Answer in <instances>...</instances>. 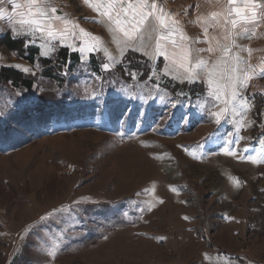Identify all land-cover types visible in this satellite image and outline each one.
Returning <instances> with one entry per match:
<instances>
[{"label": "rangeland", "instance_id": "rangeland-1", "mask_svg": "<svg viewBox=\"0 0 264 264\" xmlns=\"http://www.w3.org/2000/svg\"><path fill=\"white\" fill-rule=\"evenodd\" d=\"M110 2H0V264H264V17Z\"/></svg>", "mask_w": 264, "mask_h": 264}, {"label": "crops", "instance_id": "crops-1", "mask_svg": "<svg viewBox=\"0 0 264 264\" xmlns=\"http://www.w3.org/2000/svg\"><path fill=\"white\" fill-rule=\"evenodd\" d=\"M6 1L9 3L8 7L10 8L11 11L18 12L16 13L17 15L14 16L20 18L18 22L19 24L24 23L23 25L30 23L31 20L25 19L29 17H34V18L36 17L37 21L42 23L43 22L42 19H44L46 16H49L51 18L53 14H55L56 11L60 9L59 5L57 4V1L60 0H6ZM110 1L111 0H84L85 5L90 9V12H98V10L102 9L104 12H106L105 14L106 16H108L110 12H113L111 9H114ZM218 1L219 0H216V2ZM224 2L226 3V4L224 3L225 5L230 4L231 7H235L237 9H243V11L239 15L231 11V15L233 17H236V19H239L241 21L245 20L243 21V23L247 21V23L251 25L252 23H254V21L257 18L260 19V17H264V8H255L252 9L251 11L245 8V4L247 0H235L234 3H230L229 0H224ZM255 2L260 5H264V0H255ZM135 4H137V2H135ZM151 4L153 5L152 2ZM137 8H141V6ZM253 12H255V16H253ZM0 18L2 17L0 16ZM147 19L148 18H146V20ZM146 20L142 25L143 27H145L146 25ZM8 22L10 24H13V26L17 23L15 22L14 19L13 21L9 20Z\"/></svg>", "mask_w": 264, "mask_h": 264}, {"label": "trees", "instance_id": "trees-1", "mask_svg": "<svg viewBox=\"0 0 264 264\" xmlns=\"http://www.w3.org/2000/svg\"><path fill=\"white\" fill-rule=\"evenodd\" d=\"M1 44L2 46H5L7 47L9 50H12V51H16L20 48L19 44L16 43L15 41L12 40V38L10 36H7L5 37L2 41H1ZM33 50H30L29 51V56H28V61H32V58L34 56V53L35 52H32ZM66 54L62 53L60 56H59V60L62 61V63L64 61H66ZM70 59L73 60V62H76V57L71 55L70 56ZM0 76H3V78H5L6 80L10 81H15L17 84L20 82V77H19V74L14 71L13 69H10V68H5L3 69L1 72H0ZM24 86H26L27 88L30 87V84L27 83V82H23Z\"/></svg>", "mask_w": 264, "mask_h": 264}, {"label": "snow or ice", "instance_id": "snow-or-ice-1", "mask_svg": "<svg viewBox=\"0 0 264 264\" xmlns=\"http://www.w3.org/2000/svg\"><path fill=\"white\" fill-rule=\"evenodd\" d=\"M0 2H2V0H0ZM145 2H146V0H145ZM229 2L234 3L235 0H229ZM129 7H132V6L129 5ZM155 7H156V5L153 4L152 8L154 9ZM245 8H247L249 11H251L252 9H255V8H264V5H260V4L256 3L255 0H247V2L245 4ZM231 11L236 13L237 15H239L243 11V9L233 8ZM125 15H127V12H125ZM253 16H255V12H253ZM232 24H233V27H235V21H233ZM217 115H219V114H217ZM41 219L43 220L44 218L42 217Z\"/></svg>", "mask_w": 264, "mask_h": 264}]
</instances>
